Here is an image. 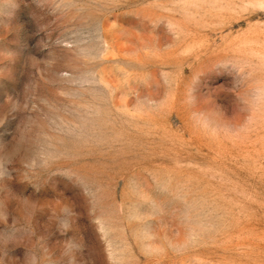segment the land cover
<instances>
[{
	"label": "rangeland",
	"instance_id": "obj_1",
	"mask_svg": "<svg viewBox=\"0 0 264 264\" xmlns=\"http://www.w3.org/2000/svg\"><path fill=\"white\" fill-rule=\"evenodd\" d=\"M0 264H264V0H0Z\"/></svg>",
	"mask_w": 264,
	"mask_h": 264
}]
</instances>
